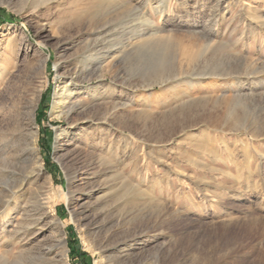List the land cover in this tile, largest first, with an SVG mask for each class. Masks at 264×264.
<instances>
[{
	"label": "rangeland",
	"instance_id": "rangeland-1",
	"mask_svg": "<svg viewBox=\"0 0 264 264\" xmlns=\"http://www.w3.org/2000/svg\"><path fill=\"white\" fill-rule=\"evenodd\" d=\"M121 1L0 0V107L33 108L43 167L29 176L0 137V222L12 221L0 264H26L12 237L24 177L19 202L51 187L58 223L28 239L61 238L69 264H264V0ZM76 72L95 96L56 119ZM104 92L119 112L108 141L121 174L88 176L102 132L70 127L84 109L101 117ZM134 230L106 259L89 248Z\"/></svg>",
	"mask_w": 264,
	"mask_h": 264
},
{
	"label": "bare ground",
	"instance_id": "bare-ground-1",
	"mask_svg": "<svg viewBox=\"0 0 264 264\" xmlns=\"http://www.w3.org/2000/svg\"><path fill=\"white\" fill-rule=\"evenodd\" d=\"M100 1H104V0H100ZM112 1L124 3V1L121 0H112ZM214 10L213 12H215ZM136 38L137 39L135 43H133V46L140 45V39H139L140 35H138ZM126 47L127 46H125L124 48ZM112 68L114 67L112 66L110 69ZM110 71L111 70H109V72ZM1 78L2 75L0 73V81ZM80 80H82L81 73L76 72L70 74L69 76L66 77V80L64 81V85L59 89V92L56 93L55 101L52 107V115L55 116L56 119L61 117L66 118L70 115V113L72 114L74 112H77V109H80V107L83 104H85L89 98H93L95 96L96 87L86 88L79 86L78 83L80 82ZM236 84L238 85V83ZM126 95L127 94H125V96ZM101 100L104 104V108L103 110L101 109L102 111L100 113L101 115L100 118H97L96 114L98 112L88 115L86 114L88 110L84 109L80 111L82 115L81 121L73 122V124L70 127L72 130L75 131L79 128V125H82L83 129L81 128L80 130H78L80 136L86 135L87 131L92 127L93 128L97 127L102 132L103 140L98 146L97 154L95 158L91 159L89 162L90 163L89 166L93 170L97 169V171L88 172L87 174L88 176H92L93 174H95V172L101 176H108L111 174H116V175L121 174L120 167L119 168L117 167L115 161L122 158L123 154L121 153V151H118L117 149L114 150V146L110 141H108V138L112 134L110 130V124H112L111 121L113 120L114 115H118L119 112H117V105L115 104L114 100H112L111 94H108L107 92L102 93ZM33 116H34L33 108L29 109L27 107L19 108L13 106L11 110L7 111L5 107H0V121L4 123V127L0 128V137H3L4 139L3 145L5 147L3 149V153L5 155L6 154L9 155L10 152L8 151V149L13 148V151H11V153H13V159L15 160L17 159V161L18 159L27 161L29 163V166L27 168L28 170H30L28 175L30 176L31 174H35L39 176L43 170V167L40 162V158L38 157V147H37L38 133H37V129L35 128L36 127L35 123L33 122ZM27 117L29 120H31L30 125L25 123V121L28 120ZM62 134L68 136L69 132L62 131L59 134V136H61ZM91 155L90 157L92 158ZM30 159H31V163L29 161ZM79 175L80 173L78 170L74 171V173L70 178L71 184H74L76 181L79 180ZM28 179H29L28 177H24L20 181V183H18L17 186H13V236L12 237H13V248H16L17 251L16 255L18 258L24 259L26 264H69L67 253L63 248L64 241L61 238L55 240L54 237L53 242L52 243L48 242L49 244L46 243L40 244L39 241H35V238H33V240L28 239L32 234L35 236L36 235L39 236L40 234H42V231L45 228L46 224L50 226L58 227L57 218L55 216L56 197L51 192V187L48 188V191L45 192L42 191L41 187H36L29 192L30 196L27 200H25L23 203L19 202L20 198L29 191V185L26 188L24 186L27 184ZM132 188L133 190L138 191L139 185L138 184L134 185L132 186ZM100 199L101 198H99L98 196L96 197L95 200L96 202H98ZM120 220L123 219L121 218ZM11 223H12L11 220L6 222L4 219L0 222V237L3 238V236L7 235V232L9 231H7L6 228L9 227ZM21 234H23L25 237L21 238ZM117 234L107 235L103 239L90 244L89 248L93 250V252L95 251L98 254H100V258L106 259L111 253V250L117 249L119 246L128 247L129 246L128 242H134L139 237L138 230H134L133 234L129 237V239L125 235L118 236ZM3 239H5V241L8 240L7 238H3ZM34 241L37 242L36 247L31 246V244L34 243ZM96 264H105V262L97 261ZM106 264H113V263L109 259Z\"/></svg>",
	"mask_w": 264,
	"mask_h": 264
}]
</instances>
